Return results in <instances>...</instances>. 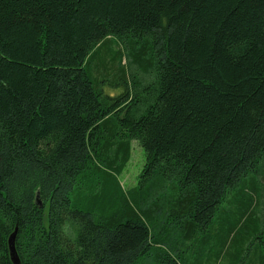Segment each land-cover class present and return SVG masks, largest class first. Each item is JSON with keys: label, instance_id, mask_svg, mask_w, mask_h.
Returning a JSON list of instances; mask_svg holds the SVG:
<instances>
[{"label": "trees", "instance_id": "1", "mask_svg": "<svg viewBox=\"0 0 264 264\" xmlns=\"http://www.w3.org/2000/svg\"><path fill=\"white\" fill-rule=\"evenodd\" d=\"M15 226L20 264H264V0H0V264Z\"/></svg>", "mask_w": 264, "mask_h": 264}, {"label": "rangeland", "instance_id": "2", "mask_svg": "<svg viewBox=\"0 0 264 264\" xmlns=\"http://www.w3.org/2000/svg\"><path fill=\"white\" fill-rule=\"evenodd\" d=\"M118 46L114 45L113 49H117ZM130 73H134L135 69L132 68V70H128ZM103 90L105 93L109 94H117L121 90L119 87L117 88H110L106 85H103ZM145 161V154L140 146V144L136 140H131L129 144V157L127 162L124 164L122 171L117 175V179L122 186L124 190H128L129 188L135 186L137 184L140 171L144 165ZM251 175V174H250ZM250 175L248 176L250 178ZM238 189L235 188L232 190V192H229V195L227 196L232 197L236 194V191ZM39 201L42 203V201L39 198ZM227 203H221L220 207H226ZM218 215L214 216V221ZM260 237L264 238V234L262 233ZM255 243H259L258 240L255 241ZM195 247L190 248L191 251L187 253V256L191 263L193 264H212L213 263V257L211 255L212 252V241H209L208 247L206 248L204 246V243L200 240L198 242H195L193 245ZM237 244L233 243V241L228 240L226 245L227 252L224 253V251L219 254L217 257L215 264H245L252 252L250 251L251 246L248 247V245H245L243 247V251L239 252V249L237 248ZM239 247V246H238ZM194 249V250H193ZM238 249V253L236 252Z\"/></svg>", "mask_w": 264, "mask_h": 264}, {"label": "water", "instance_id": "3", "mask_svg": "<svg viewBox=\"0 0 264 264\" xmlns=\"http://www.w3.org/2000/svg\"><path fill=\"white\" fill-rule=\"evenodd\" d=\"M36 202L38 205L41 206V202L39 201V198H38V193L36 194ZM17 231H18V228L17 226H15L14 230L12 231V233L9 235V238H8V251H9V255H10V258L13 264H20L19 257L17 255V251L15 248V238L17 235Z\"/></svg>", "mask_w": 264, "mask_h": 264}]
</instances>
